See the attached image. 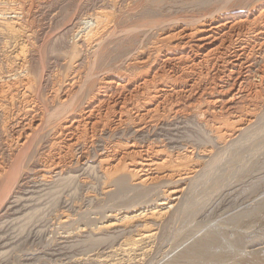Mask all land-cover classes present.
Listing matches in <instances>:
<instances>
[{"label": "bare ground", "instance_id": "1", "mask_svg": "<svg viewBox=\"0 0 264 264\" xmlns=\"http://www.w3.org/2000/svg\"><path fill=\"white\" fill-rule=\"evenodd\" d=\"M21 1L0 0V28L7 38L4 43L13 48V54L5 56L0 67V129L3 131L0 137V206L11 195L26 161L33 160L36 141L45 144L46 149L36 153L39 167L34 178L45 182L65 174L72 166L90 161L96 141L104 138V134L110 138L118 129L131 126L133 133H137L172 115L187 110L193 113L191 109H198L201 122L213 140L217 144L230 145L238 136L248 133L249 126L260 118L258 110L264 101V0L246 3L242 8L246 6L247 10L222 8L190 24L181 23L171 33L158 37L152 48L138 51L129 69L125 65L126 71L104 77L98 84L92 83L84 106V85L90 81L95 61L104 55L106 37L109 39L113 35L115 29L112 31L110 27L115 26L117 19L114 20L111 11L102 8L89 13L87 19L84 17L86 31L78 34L75 45L79 50L90 46L92 58L81 61L82 65L85 63L82 71L80 63H73L74 67L68 64L61 78L51 82L49 92L43 97L41 85L44 87L45 83H37L26 58L27 42L35 30L23 18L32 7L26 9ZM109 1L112 7L116 6V0ZM76 54L72 52L68 61L72 62ZM41 64L43 68L44 62ZM94 84L97 86L92 89ZM130 137L123 141H112V137L105 139L102 149L94 151L97 170L105 182L122 184V174L126 173L135 178V184L147 195L153 185L160 184L159 180L166 183H161L164 188L159 198L155 195V200L152 198L159 200L155 206L119 215L117 211L108 213L106 222L100 226L106 229L133 226V234L123 240L118 250L127 254L142 247L139 254L144 255L158 233L152 220L183 202L192 180L203 172L205 159L196 160L193 145L171 152L159 143L155 145L154 139L155 143L139 145L140 142ZM199 152L207 158L213 155L214 149L204 147ZM90 167L95 169L94 165ZM145 194L139 196L144 198ZM128 258V264L138 263L135 257Z\"/></svg>", "mask_w": 264, "mask_h": 264}, {"label": "rangeland", "instance_id": "2", "mask_svg": "<svg viewBox=\"0 0 264 264\" xmlns=\"http://www.w3.org/2000/svg\"><path fill=\"white\" fill-rule=\"evenodd\" d=\"M251 1L116 0V6L112 7L109 0H22L25 8L32 7L23 20L35 30L27 42L26 58L37 83H45L44 87L41 85L44 97L51 82L61 78L67 66L74 67L78 62L82 71L85 65L82 62L92 58L90 46L79 50L75 45L78 34L86 31L87 15L101 8L111 11L114 20L117 19L115 26L110 27L112 31L115 29V34L109 38L112 43L106 37L107 49L101 59L96 60L99 64L95 61L91 69L90 81L84 85L83 98L86 99L92 83L98 84L104 77L129 69L133 57L152 48L161 36L171 33L181 23L190 24L224 8L241 11L246 8L242 6ZM6 39L0 28V67L5 56L13 54V48L4 43ZM74 51L77 54L70 62L68 59ZM83 98L84 106L87 99ZM263 103L258 110L260 118L249 126L248 133L241 134L242 138L238 136L230 145L213 140L201 122L198 109H191L193 113L187 110L172 115L141 132L133 133V127L129 126L118 129L110 138L104 134V138L96 141L95 150L102 149L105 139L123 141L131 138L130 135L139 145L156 141L155 145L159 143L171 152L193 145L196 160L205 159L203 172L194 178L196 182L192 180V187L179 203L181 206L167 209L165 215L152 220L158 233L144 255L139 254L142 247L127 254L118 250L123 240L133 234V226L106 229L100 224L106 222L108 213L117 211L119 215L155 206L159 200L152 198L154 195L159 198L166 182L159 180L160 184L153 185L148 195L135 184V178L126 173L122 174L124 184L105 182L97 170L93 149L90 161L72 166L62 177L56 176L57 180L53 177V182H40L39 178H34L39 167L36 153L46 147L36 141L39 147L33 151V160L26 161L25 171L0 206V264H128V256L135 257L136 264H264ZM2 135L0 129V137ZM204 147L214 149L211 157H202L199 150ZM91 165L95 166L94 170ZM143 192L145 197L141 198ZM63 219L66 222L63 223Z\"/></svg>", "mask_w": 264, "mask_h": 264}]
</instances>
